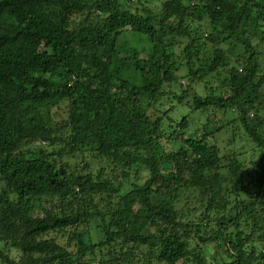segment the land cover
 Returning a JSON list of instances; mask_svg holds the SVG:
<instances>
[{
  "label": "trees",
  "instance_id": "obj_1",
  "mask_svg": "<svg viewBox=\"0 0 264 264\" xmlns=\"http://www.w3.org/2000/svg\"><path fill=\"white\" fill-rule=\"evenodd\" d=\"M263 57L264 0H0V264H264Z\"/></svg>",
  "mask_w": 264,
  "mask_h": 264
},
{
  "label": "rangeland",
  "instance_id": "obj_2",
  "mask_svg": "<svg viewBox=\"0 0 264 264\" xmlns=\"http://www.w3.org/2000/svg\"><path fill=\"white\" fill-rule=\"evenodd\" d=\"M149 2L151 3V5H154V6H156V5H158V6H161V0H149ZM263 60H264V57H263ZM180 82H182V84H183V86H184V88L186 89V87H187V80L186 79H183V78H180ZM181 84V83H180ZM196 88L197 89H202V86L201 85H196ZM182 87L179 85V84H175L173 87H168V86H166V89H165V91H168V92H172V91H174V92H177V94H180V93H182ZM215 117V115H212V117L211 118H214ZM192 130V129H191ZM68 161L70 162V164H72L73 166H75V165H78V164H80L81 163V160H80V158L77 156V157H70V158H68ZM88 162L89 163H91V165H93L94 167H96V165H98V163H96V162H94V160L93 159H89L88 160ZM142 178H141V182H144L146 179V177H147V172H145V171H143V173H142ZM207 254H209L210 256H213V254H214V252H215V249H213V248H211V249H208L207 251ZM13 255H15V256H17L18 254H17V252H15V251H13ZM226 261H228L229 262V258H226L225 259Z\"/></svg>",
  "mask_w": 264,
  "mask_h": 264
}]
</instances>
